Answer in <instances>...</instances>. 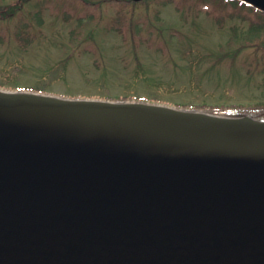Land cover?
<instances>
[{
    "label": "water",
    "instance_id": "1",
    "mask_svg": "<svg viewBox=\"0 0 264 264\" xmlns=\"http://www.w3.org/2000/svg\"><path fill=\"white\" fill-rule=\"evenodd\" d=\"M0 264H264V118L0 88Z\"/></svg>",
    "mask_w": 264,
    "mask_h": 264
},
{
    "label": "rangeland",
    "instance_id": "2",
    "mask_svg": "<svg viewBox=\"0 0 264 264\" xmlns=\"http://www.w3.org/2000/svg\"><path fill=\"white\" fill-rule=\"evenodd\" d=\"M27 1L10 25L23 24L24 12L39 13L42 26L22 47L0 24V88L18 84L50 88L65 98L59 93L223 115L264 114L261 68L253 62L264 34L240 22L242 16L252 18L246 6L225 0H140L135 6L103 0L99 7L81 0ZM236 26L248 31L241 42L233 41ZM78 44L64 68L67 48Z\"/></svg>",
    "mask_w": 264,
    "mask_h": 264
},
{
    "label": "trees",
    "instance_id": "3",
    "mask_svg": "<svg viewBox=\"0 0 264 264\" xmlns=\"http://www.w3.org/2000/svg\"><path fill=\"white\" fill-rule=\"evenodd\" d=\"M103 0H81L80 2L84 5V6H96L99 7L101 2ZM109 1H114V2H121L123 3V6H128V4L130 3L132 6H135L136 4H138V2L140 1H135V0H109ZM147 0H143V2H146ZM172 2L177 3V5H184L188 2L193 3L192 5H197V2H201V3H205V0H171ZM218 1V0H217ZM219 1H224V0H219ZM227 3H240L244 6H246L247 4H245L244 2L238 1V0H225ZM170 2V1H169ZM26 3H28L27 0H17L15 2H11V3H0V24L3 26L5 25V29L6 32H8L7 34L9 35L10 38H13L14 40H17V42H19L18 44L23 46H27L28 44H31L33 42V40L35 39L37 30H40V27L42 26L41 23V16H39V13H36L34 15H32L31 13H27L25 14L24 12H22V16L25 15V19L23 24H16V26H11V21H14V19L17 17V13L18 11L21 9L22 6H24ZM250 11H249V15L252 14V18L251 17H240V22L244 23L247 22L248 26H249V30L251 31H255V32H261L264 34V12L256 9L252 6H249ZM23 10V9H21ZM254 17V18H253ZM74 18V15L72 16V19ZM79 22H82V18L78 17L77 19ZM0 25V26H1ZM12 27L16 28L15 30L12 29ZM39 28V29H38ZM15 32L14 34H12V32ZM248 31H244V30H237V26L233 27V41H238L241 42V40H243L244 37L243 34H245ZM3 36V35H2ZM158 36V37H157ZM157 38L162 40V35L157 33ZM34 37V38H33ZM131 38H132V45H135V38H134V34L131 33ZM11 40V39H9ZM82 42V41H81ZM80 47V45H76L75 47L72 48H67L69 51L67 52V56L65 57V59L63 60V64H64V68H66L67 66V59L71 58L74 54V50L76 48ZM243 47V45L241 44L240 48ZM239 50V49H238ZM236 51H233V54L236 53ZM225 56V55H224ZM222 57V56H221ZM54 66L50 67L49 70H52ZM7 88L10 89H28V90H34V91H39V92H44V93H58L56 91H54L53 89L50 88H44V87H37V86H24V85H8L5 86ZM65 96H69V97H75V94L73 93H69V92H65V93H59ZM100 97H103V95H100ZM105 97V96H104ZM116 99H119L118 97ZM230 116H238L240 115V113H229ZM253 117H260V116H264V114H259V113H254L251 114Z\"/></svg>",
    "mask_w": 264,
    "mask_h": 264
},
{
    "label": "flooded vegetation",
    "instance_id": "4",
    "mask_svg": "<svg viewBox=\"0 0 264 264\" xmlns=\"http://www.w3.org/2000/svg\"><path fill=\"white\" fill-rule=\"evenodd\" d=\"M256 48L259 54L256 55V59H254L253 62L256 64V67L259 66L261 68L260 70V74L262 75L261 86H263L264 88V44H259L256 46ZM257 57H258V60H257Z\"/></svg>",
    "mask_w": 264,
    "mask_h": 264
}]
</instances>
